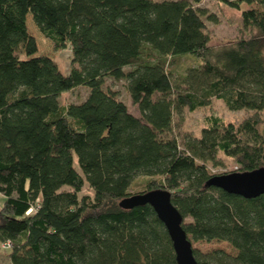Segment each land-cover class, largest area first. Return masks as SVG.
<instances>
[{"label": "trees", "instance_id": "trees-1", "mask_svg": "<svg viewBox=\"0 0 264 264\" xmlns=\"http://www.w3.org/2000/svg\"><path fill=\"white\" fill-rule=\"evenodd\" d=\"M201 1L0 0L1 264H177L153 208L119 206L141 176L139 192L170 191L190 241L233 250L193 248L196 264H264V194L205 186L220 155L238 172L264 165V0H217L246 34L217 46ZM28 20L52 54L69 48L66 74L53 60L33 73L11 64ZM181 57L192 62L183 74ZM108 78L126 81L140 116ZM82 86L83 100L60 104ZM213 98L246 115L211 113L179 140L174 115Z\"/></svg>", "mask_w": 264, "mask_h": 264}, {"label": "rangeland", "instance_id": "rangeland-1", "mask_svg": "<svg viewBox=\"0 0 264 264\" xmlns=\"http://www.w3.org/2000/svg\"><path fill=\"white\" fill-rule=\"evenodd\" d=\"M197 6L205 9L207 13L212 14L217 19V22L206 20V29L211 36L212 45L217 46L219 44L228 43L246 35L239 28V13L237 11L230 9L225 5L219 4L217 0H202ZM244 7L259 8L255 5H244ZM52 53L51 45L42 39L34 25L28 20L27 31L23 36L22 44L12 55L10 62L12 65L22 64L28 72L33 73L35 69H37L45 61L53 60L59 71L62 74H66L69 70L71 59V52L69 48H61L55 54ZM191 63L192 62L189 60H186V57H181L179 59V64L177 65L176 72L183 74ZM105 86L116 90L118 92V98L127 106L129 112L135 116H140L137 106L131 104L129 94L126 89V81H114L108 78L106 79ZM87 89L88 88L82 86L62 93L59 98L60 104L67 105L71 102H80L86 97ZM211 113L219 115L225 121H239L246 115L245 111L242 110H229L223 101L213 98L210 104L206 107H198L194 111H189L187 108H184L179 116L174 115L175 126L173 128V133L179 140L184 134L198 136L201 128L207 124L206 118ZM260 115L264 118V110L261 111ZM259 130L264 136V122L260 125ZM220 160L219 165L216 167H210L211 173H229L238 169L237 164L232 159L225 158L220 155ZM75 166L78 167L76 160ZM142 178V176L135 178L129 188V193H136L144 189V183L141 181ZM80 194L92 195V192L85 185ZM3 201L4 197L0 194V207ZM191 244L193 248L202 252L213 249H223L226 252L233 251L230 245L223 241H191Z\"/></svg>", "mask_w": 264, "mask_h": 264}, {"label": "water", "instance_id": "water-1", "mask_svg": "<svg viewBox=\"0 0 264 264\" xmlns=\"http://www.w3.org/2000/svg\"><path fill=\"white\" fill-rule=\"evenodd\" d=\"M205 186L220 188L244 198H256L264 194V165L252 171L214 174ZM149 205L164 224L175 252L177 264H196L190 239L182 227L183 217L171 201V193L156 188L125 196L119 202L123 209Z\"/></svg>", "mask_w": 264, "mask_h": 264}]
</instances>
